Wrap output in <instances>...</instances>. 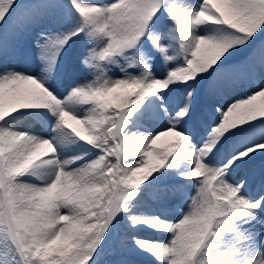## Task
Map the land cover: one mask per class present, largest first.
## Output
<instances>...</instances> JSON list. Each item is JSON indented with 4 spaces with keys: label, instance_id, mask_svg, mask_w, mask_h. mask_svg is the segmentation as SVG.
<instances>
[{
    "label": "bare ground",
    "instance_id": "bare-ground-1",
    "mask_svg": "<svg viewBox=\"0 0 264 264\" xmlns=\"http://www.w3.org/2000/svg\"><path fill=\"white\" fill-rule=\"evenodd\" d=\"M93 1L102 7L106 2L110 4V0H71L79 6H99L92 4ZM117 1L113 0L114 3ZM247 2L254 0H123L126 6L141 16L151 4H155L156 9L152 10L151 16L156 23L158 17L166 18L164 14L159 16L165 5L172 4L170 14L174 21L170 22V31H160L162 33L155 42L149 43L145 48L139 45L140 41L134 46L127 45L126 50L122 51L123 55H113L112 60L115 61L109 65L94 60L92 65L88 62L86 66V62L77 61L75 56L82 42L78 34L72 35L69 30L62 34L64 40L59 36L53 43L52 40L47 41L48 37L38 41L37 36L29 31L26 41L19 47H22L23 53L18 50L17 55L13 53L12 43L15 41H11L10 50H7V42L11 39L6 38L5 41L0 35V72L9 70V60L19 61L30 53L35 55L29 67H26L31 73L30 77L23 76L24 74L10 77L9 74H0V108L14 109L32 104L30 102L36 99L33 94L37 88L44 101L47 98L48 102L46 101V106L32 108H40V118H50L51 125L47 124L42 134L48 140L54 139L53 143L56 145L47 159H41L43 171L39 170L35 174L36 170L29 168L31 163L25 155L26 150L33 148L35 136L22 134V131L29 130L26 125L34 121H30L25 115L18 116L22 114H9L12 110L0 112V117L4 114L12 116L7 119L2 117L0 120V161L6 153L7 162L14 164L12 170H24L15 178L7 176L2 179L0 196L8 205L9 216H15L17 220L23 218L25 222L44 232L43 235L51 234L36 241L34 252L25 251L30 261L35 264H126L130 260V264H182L183 256L179 257L182 244L188 238H195L207 213L209 215L212 202H219L222 197L221 203L229 206L227 213L235 210L253 234L249 251H245V256L238 254L234 263L264 264V214L256 206L258 201L264 200V157L260 155L264 153V58L260 57L264 53V21L247 17L242 12V5ZM252 5L260 7L263 4L256 1ZM54 12L55 9L51 12L44 10L42 18H35V24L37 20L46 21ZM71 12L81 25L87 27L97 22V26H102L107 31L108 38L99 39L97 34L93 38V44L100 52L109 53L108 50L115 43L120 47L128 39L127 32L123 37L120 33L122 26L117 14L96 17L98 13L95 11L86 10L83 15L78 10ZM4 14L0 4V18ZM120 14L122 20L127 19L124 13ZM27 15H23L24 18L16 17L15 20L22 22ZM110 15H114V19ZM31 18L33 19L32 16ZM60 18L67 30L70 23L64 20L63 15ZM224 19L232 20L234 27ZM4 20L5 18L0 22V31L5 28ZM234 42L237 44L233 45ZM84 44H88V40ZM256 47L261 49L256 50ZM141 50L153 54L162 51V56L165 54L173 59L163 65L161 72L155 73L151 66L143 62ZM239 50H246L245 54L238 56ZM53 54L57 55L55 59ZM125 56L131 57L133 64H127ZM62 63H65L63 70ZM130 68L133 71L130 72ZM184 68H188L190 74L183 78L181 70ZM216 69L222 73L231 70V73L228 72L223 81L220 75L216 77L219 71ZM233 72L239 75L233 77ZM241 73L247 74L245 80L240 79ZM191 76H199L198 81L196 84L191 81L187 92L185 90L182 94L178 107L181 112L177 114V108L173 109V104L167 102L168 94L176 79L181 77L186 80ZM14 77L23 79L24 84L30 83L27 87L29 96L27 91L21 94L24 88ZM5 78H10L6 84L2 82ZM2 84L5 85L1 88ZM55 96L61 103L58 108L53 107ZM207 99L215 104L212 110ZM147 105H155L157 111H150ZM196 106L198 109L194 111ZM126 111L129 116L124 120L123 113ZM246 113L253 117V123L258 122L257 125L245 129L219 150H226L223 153L230 155L224 167L215 166L218 170L216 177L223 184L221 196L212 195L208 201V197L206 199L202 193V179L191 175H175L165 191L154 193L152 189L149 190L155 196L167 200L164 205H169L171 212L158 207L156 211L154 205L142 200L139 194L130 195L127 211L119 217L116 224L110 226L106 241L108 245L119 243L124 249L117 255L104 256L102 251L107 246L105 243L100 244L101 230L105 226V218L107 220L110 179L104 175L100 177V174L109 168L106 165L110 160L108 161V156L104 158V151L100 152L89 144L84 145V141L105 142L113 133L111 129L108 132L106 129L112 121L113 130L116 127L119 129L123 156L128 158L134 170L140 172L139 176L159 174L157 170L162 160L167 159L164 165L167 168L174 158L178 161L184 155L188 156L189 162H194L201 175L209 167L204 158L214 155L212 151L219 146L215 144L211 150V143L224 132L237 129L239 120H246ZM86 114L88 115L83 117ZM80 117L90 121L89 124L85 123L86 127L82 131L87 136L83 141L75 140L66 131L57 128L61 119L74 124L79 122ZM207 127L211 130L205 135L203 144L195 145L194 140L199 135H204ZM22 139L29 140L30 148L22 143ZM253 139L258 142L251 148L255 152L249 156L252 160H261L260 173L255 177H244L237 186H229L225 178L232 175L235 167L233 162L243 161L244 155L251 151L242 148L233 154L232 148ZM45 150V146H42L41 151ZM215 155L213 158L217 159L219 154ZM255 167L257 165L253 168ZM258 190H261V194L256 197ZM68 200L71 205H66ZM29 201L42 205H39L34 215L24 214L19 210L21 205ZM218 207L219 205L216 212ZM151 208L156 211L153 215ZM54 220L57 222L54 223ZM156 223H161L162 226ZM163 226L167 228L161 229ZM27 229L30 233V228ZM125 243H131L135 247L127 249ZM221 243L219 238L210 237L201 244L206 250V261L214 260ZM151 244H154L156 254L151 263H148L144 261L147 253L140 251L137 246ZM94 248L96 249L93 251ZM9 249L12 251L11 247ZM0 256H4V252ZM91 256H94L92 260ZM17 264H20L19 260ZM24 264L28 263L24 260Z\"/></svg>",
    "mask_w": 264,
    "mask_h": 264
},
{
    "label": "rangeland",
    "instance_id": "rangeland-1",
    "mask_svg": "<svg viewBox=\"0 0 264 264\" xmlns=\"http://www.w3.org/2000/svg\"><path fill=\"white\" fill-rule=\"evenodd\" d=\"M119 1V0H118ZM116 2L114 3L113 0H110L109 2H106L105 5L102 7L101 4H98L96 2H92L94 5L99 6H86V5H77L76 3H72L71 0H0V4L5 12L4 16L0 18V22L2 20L8 19L7 23H4L5 29L2 30L5 32L9 31L8 36L9 39L13 40L14 33H18L17 35H20L19 41L26 36L27 32L30 31V28L35 32L38 41L41 38H47V41H51L52 43L56 40L60 39L61 37L64 40V35L66 32H71L72 35H75L76 33L78 36H80L82 44L80 45V48L77 51V54L75 56L77 61L80 62H86V66H88V62H90V65L93 64L94 60L95 62H101L102 64L109 65L111 62L115 61L112 60L113 55L121 54L123 55L122 51L126 50V46H134V44L138 41L139 45H141L142 48H145L149 43L155 42L160 34L163 31L164 33L169 32L170 28V22L173 20V16L170 14L172 9V4H166L164 7V10L159 13V16L161 14H164L166 18L163 19L159 18L157 19V23L155 20H153L151 13L152 10H155L154 8L155 4H151V7L148 8V11L144 15H137V12H135L133 9L129 8L122 2ZM256 1L260 2V7H254L252 4ZM70 2V3H69ZM254 2H247L242 5V12L247 16L254 18L256 20L264 21V0H254ZM250 5V6H249ZM126 6V7H125ZM161 6V5H159ZM257 6V4H255ZM48 7V8H46ZM27 9L30 11H35L39 15L40 18L43 16V11L47 10L48 12H51L52 9H55L54 15H52L50 18H48L46 21L43 20H37L36 24H32L30 22L29 17L26 18V20L22 19V26H18V21L15 20L16 17H18V14L20 13L21 9ZM46 8V9H45ZM78 10V13L84 14L86 10L88 11H95L98 13L96 14V17H107L106 14H117V19L121 22V30L120 33L123 37V35L127 32L128 39H126V42H123L120 47H117V43H115L107 52H100L95 44H93V38L97 34V37L100 39H105L108 36L107 31L102 28V26H97V22L94 23L91 26H83L79 22V20L72 15L71 11ZM58 15H55L57 14ZM124 13L127 19L122 20L121 14ZM150 13V14H149ZM69 14V15H68ZM11 15V16H10ZM63 15L64 20L67 21L69 24L68 29H64V25L62 23V20L60 16ZM68 15V16H67ZM114 15H110L114 19ZM35 17V16H34ZM21 18H24L21 17ZM110 18V17H109ZM33 21V20H32ZM224 21L233 28L234 23L232 20L224 19ZM35 22V21H34ZM115 22V21H114ZM40 27L39 29L37 28ZM128 26V27H127ZM18 27H21L20 30ZM84 28V29H83ZM221 28H224L221 26ZM46 30V33L44 32ZM50 31V32H49ZM166 31V32H165ZM98 32V33H97ZM109 37V36H108ZM88 40V44H84L86 40ZM252 41V39H251ZM91 42V43H90ZM51 43V42H50ZM90 43V45H89ZM237 42H234L233 45H236ZM49 45V42H48ZM88 45V46H87ZM47 48V44H46ZM73 48V47H72ZM71 48V49H72ZM261 49V47H256V50ZM66 51V50H65ZM239 50L238 54H241V51ZM246 51V50H245ZM141 58L143 62L146 65L151 66L155 73L161 72L163 65H166L168 61L173 59L170 56H165V54L162 56L163 52L158 51L156 54L150 53L145 50H141ZM257 54V53H256ZM258 55V54H257ZM53 59L57 56L56 54H53ZM65 56V54H64ZM63 56V58H64ZM240 56V55H238ZM260 56V55H259ZM261 58H264L263 56H260ZM125 62L127 64H133L131 62L132 59L129 56H125L124 58ZM248 59V58H247ZM60 62V61H59ZM59 62L57 66V70L59 69ZM92 62V63H91ZM165 67V66H164ZM62 68H65V63H62ZM225 68V66L223 67ZM214 68L212 69V71ZM219 69H216V71ZM129 71H133L132 68L129 69ZM184 74L181 77L189 76L190 71L188 68H184V70H181ZM231 73V70L227 71V73ZM221 70L217 71L216 77L219 76L221 80H225L227 78V73H222ZM31 73L27 74L28 77H30ZM239 73L233 72V77H237ZM34 76V74H32ZM181 77L175 80V82L172 84L171 88L172 91L169 93V98L167 99V102L170 104H173V109H176V113L179 114L178 107L180 106L181 97L182 94L185 92V90L188 88V85L191 81H193L194 84H196V81H198L199 76H191L186 80H182ZM240 79L245 80L247 78V74H240ZM196 79V80H195ZM21 87L24 88L23 92L21 94H25V91H27V87H29V84H24L23 79L19 80ZM5 84L7 81L4 82ZM2 84L1 88L5 85ZM33 87L35 86L32 84ZM36 88V86H35ZM37 89V88H36ZM35 89V93L33 94L34 97H36L35 100H32L30 103L27 104V106H39V105H47L46 101L48 102V99L46 98V101L43 99L42 93L38 92V90ZM210 91V90H209ZM34 92V91H33ZM32 92V93H33ZM187 92V90H186ZM141 93V92H140ZM28 95H30L27 91ZM171 94V95H170ZM133 98V96H131ZM53 107L58 108L61 103L59 100H56V96L53 97ZM207 103L213 109V106H215L214 102L207 99ZM19 104V103H18ZM130 104V103H129ZM164 104V103H163ZM169 104V105H170ZM50 106V104L48 103ZM167 105V104H166ZM152 112H156V106L155 105H147ZM15 108H24L22 106L15 107ZM14 108V109H15ZM47 108V107H46ZM195 108V107H194ZM12 108H0V112H4L6 110L10 111ZM37 110V108H35ZM40 109V108H38ZM38 112L36 113V119L34 120V123L30 122V125L28 123L27 127L29 130L22 131V134L28 135L29 131H32L35 136L33 139L32 146L33 148L29 147V140L28 139H22V143L26 144L30 150L25 151L26 159L31 163L29 168L36 170L34 173L38 174V171H43V162L41 154V148L42 146H45L46 150L49 147L48 143L49 140L45 138V136L42 134L43 128H47V124L51 125L50 118L42 117L40 118L38 116ZM125 116L123 119L125 120L127 116H129V112L123 113ZM88 114L84 115L83 117L87 116ZM79 118L78 123L71 124V122H67L66 119H61L58 122V127L61 131H66L68 135L71 138H74L75 140L83 141L85 137L84 127H86V124H89L90 121H86L87 118ZM126 117V118H125ZM84 119V120H82ZM240 119H243L242 117ZM244 119L246 120H239V125L237 126V129H231V132H224L222 136L219 138L217 137L216 141L211 143V150L213 149V146L215 144H219V147L214 149L213 154L208 157L204 158L205 163L209 166L206 170L202 172V174H199V168L197 166H194V162H189V158L187 155H184L181 159H179L177 162L171 163L169 167H165V163L167 159L162 160L160 165L158 166L157 172L159 174H156L152 177L151 175L148 176V174H144L143 176H139L140 172L133 169V166L130 165V162L128 158L126 159L123 155V144L121 136L118 132L119 129L117 127L113 130L114 122L111 121L109 126L106 128L107 132L111 129L113 132L108 139L105 140V142L102 143H96L94 141H90L86 139L84 141V145H90L94 147L97 150H100V152L104 151V158L108 156V161L110 160V163L106 166L109 167L108 169H105L101 172L100 177L103 175L105 177H108L110 179L109 186L110 188V194L108 195L109 201L107 205V218L109 219V223L116 224L117 217L119 215L124 214L127 211L126 202L127 198L130 195L139 194L142 198V200H145L147 202H151V198L154 200L161 199L157 196H155L154 193L165 191L166 183L171 182V173H168L165 169L172 172H176L179 176H184L185 173L192 172L197 177L200 176L202 179V193L204 194L205 198L208 197V201L211 200L212 195H219L221 196L222 187L223 184L219 179L216 177L217 173V166H223L225 165V162L229 159L230 155H225L223 152H226V150H223L219 152V150L223 147H225L233 138H235L238 134H241L245 129H251L254 128L258 122H252L253 117H250L247 113L244 115ZM57 122V119H55ZM122 122V117H121ZM250 122V123H249ZM252 122V124H251ZM69 126L72 127V131L69 130ZM112 127V128H111ZM50 128V127H49ZM211 128L207 127L204 130V135H199L198 139L194 140L195 145L203 144L204 142V136L210 132ZM72 133V134H71ZM33 138V137H32ZM48 140V143H47ZM54 141V139H52ZM244 141V140H243ZM97 142L99 140L97 139ZM257 140H249L246 142H242V144L235 146L232 148L233 154H235L237 151H239L242 148H248L251 150L253 148V145L257 143ZM101 146V147H100ZM34 148H39V150L35 151ZM209 146L207 147L208 150ZM45 150V151H46ZM44 151V152H45ZM253 150H251L249 153H247L245 156V159L243 161H237L235 160L233 162V172L231 176H226L225 182L229 186H237L241 179L247 176H252L254 174V170H256V167L253 168L255 165L258 166L261 161L259 160H252V158L249 156L251 155ZM264 152V151H262ZM215 154H219V157L217 159L213 158L216 156ZM232 154V155H233ZM262 157H264V153L260 154ZM127 156V155H126ZM129 156V155H128ZM212 156V157H211ZM47 159V158H46ZM1 165H0V189H3L1 186V181L4 177L11 176L12 173H15V176L21 175L24 170H20L19 172L14 171L16 168L12 170V166L14 165L13 162H7L8 158L5 153V156L2 155L1 157ZM3 162V163H2ZM216 166V167H215ZM17 167V166H16ZM22 169V168H21ZM261 168L258 169V173L260 172ZM105 172V174H104ZM148 173V172H146ZM17 174V175H16ZM175 175V174H173ZM203 175V176H202ZM145 176V177H144ZM244 180V179H243ZM165 185V186H164ZM149 186H155L154 188ZM251 187V186H250ZM264 187V186H262ZM150 188L152 189V193L149 192ZM160 188V191H159ZM78 190V188H77ZM208 190H213V194L211 196H208L207 192ZM263 190V189H262ZM261 194V190H258V192L255 194L256 197H258ZM154 198H153V197ZM1 197V196H0ZM150 197V200H149ZM156 198V199H155ZM164 199V198H163ZM207 199V198H206ZM221 200L213 201L212 207L210 208L209 215L207 213L205 217V222L202 224V226L199 228L198 234L195 236V238H188L186 239L185 243L182 244L180 250H182L179 257L183 256V262L182 264H235L234 261L238 257V252L241 250V248H245L249 251L250 246V240L253 236V234L250 231V228L245 224V221L242 218H239L238 213L235 210H231L227 213L228 207L221 203ZM154 204V209H157V205ZM256 204L258 211H260L262 214H264V211L261 207ZM40 204H37L33 201H29L26 204H23L19 207V210L22 211L24 214H32L37 211V208H39ZM66 205H71V202L68 200L66 202ZM218 207V212H216V208ZM42 206V205H40ZM51 207V206H50ZM156 207V208H155ZM151 208L152 215L156 213V211ZM7 204L4 201V199L0 200V254L4 252V256H0V264H17V261L22 258L24 254V249L26 247H30L31 250L33 249V244L36 243L37 240H39L42 237H49L51 234L43 235L44 232H41L40 230L36 229L35 225L31 226L28 222H26L23 218L16 219V217H13L15 221H17L21 228L19 226H15L12 223V219L8 217L7 214ZM60 218V217H59ZM210 219V220H209ZM232 219L235 221L233 222ZM209 220V227H208V233L206 232V224ZM57 220H54V223H56ZM67 223V221H65ZM107 220L105 218V226L101 230V238L102 241L100 244L105 243L107 241V236L109 234V227L107 225ZM158 223H156L157 225ZM161 225V223H159ZM151 225L154 226V223L151 222ZM155 225V226H156ZM162 226V225H161ZM27 228H30V233H28ZM12 234H14L15 238L18 239V244L15 247V244H11L12 241ZM210 237L219 238L222 243L218 249V253L214 260L206 261L205 260V249L201 246V244L205 243ZM121 243V242H120ZM108 246V244L106 245ZM11 247L12 251L9 249ZM125 247L127 249L135 247L131 243H125ZM140 251H144L147 254L150 252H155L154 246L150 245L149 247L143 246L139 247L137 246ZM96 248L93 249V251ZM111 249V250H110ZM113 252L116 254L112 246L109 247L107 251L105 249L102 251V253H108ZM244 250V249H243ZM242 250V251H243ZM119 251V250H118ZM244 253V252H242ZM146 254V255H147ZM246 254V253H245ZM144 256L146 258V261H150L152 254L148 257ZM99 257V256H98ZM20 262V261H19ZM26 262L28 264H35L33 261H30L29 259H26ZM121 263V262H118ZM20 264H22L20 262ZM126 264H130L129 261H127Z\"/></svg>",
    "mask_w": 264,
    "mask_h": 264
}]
</instances>
